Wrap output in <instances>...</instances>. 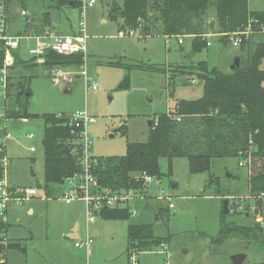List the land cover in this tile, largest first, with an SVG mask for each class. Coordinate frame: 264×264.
I'll list each match as a JSON object with an SVG mask.
<instances>
[{"label": "rangeland", "instance_id": "374dc122", "mask_svg": "<svg viewBox=\"0 0 264 264\" xmlns=\"http://www.w3.org/2000/svg\"><path fill=\"white\" fill-rule=\"evenodd\" d=\"M12 1L15 11L28 9L36 22L49 14L48 26L58 33L72 34L79 29L77 7L59 8L51 0ZM114 1L122 0H98L86 10L88 54L83 64L46 68L30 57L28 48L32 42H27L19 49L26 62L9 72L6 87L9 96L0 84V143L9 160L5 178L14 188L35 187L39 191V195L23 204L10 203L8 227L3 235L5 241L19 240L24 251L7 249L0 259L5 257L16 264H130L129 225L151 223L157 235L169 237L164 246L140 252L138 264H233L231 257L237 253L247 255L243 264H264V248L257 242L248 244L230 238L219 245L214 241L219 237L224 199L229 200L228 222L253 225L261 219L264 225V198L258 207L248 192V177L255 165H261L256 157L215 158L211 170L197 174L190 172L186 157H175L171 166L169 159L163 157L160 160L163 175L156 178L160 181L158 185L151 186L150 197L145 201L133 200L128 205L130 209L135 207L136 213L117 219L97 216L90 225L100 228L101 236L94 238L89 250L86 246L75 247L74 240L66 235V229L78 221L85 239L86 207L80 199L65 201L64 192L70 191L72 182H66L52 197L45 193L43 114L83 113L92 118L86 125L92 139L90 154L125 155L129 141H147L149 122L156 116L175 111L182 99L202 97L203 82L191 73L194 67L205 61L210 67L229 72L235 58L247 53L234 46L230 37L221 42L216 28L207 36L211 45L197 51L191 35L183 36L184 42L179 43L180 36L143 35L139 30L129 34L121 20L109 15ZM247 3L251 11H264V0ZM212 16L213 7L208 11L210 20ZM121 30L126 35H121ZM257 38L261 37L250 36L248 50L254 47ZM58 69H63L70 80L60 75L61 82H56ZM83 69L91 81L85 80ZM93 82L96 89L92 88ZM26 88L31 95H22L17 102L18 93ZM23 105L38 116L6 117L9 109ZM241 161L245 164L241 165ZM169 198L174 207L156 220L158 205L168 208Z\"/></svg>", "mask_w": 264, "mask_h": 264}, {"label": "trees", "instance_id": "16d2710c", "mask_svg": "<svg viewBox=\"0 0 264 264\" xmlns=\"http://www.w3.org/2000/svg\"><path fill=\"white\" fill-rule=\"evenodd\" d=\"M51 1L59 8L81 6L80 0ZM9 3L14 5L12 0ZM212 7L214 16L210 20L208 11ZM109 15L112 19L121 20L128 32L139 30L143 35L194 36V51L209 46L207 36L215 28L221 34V42L228 41L233 33L245 31L251 37L259 35L261 38H257L254 47L248 50L250 36L242 34L240 47L247 53L239 56V65L229 72H223L216 66L210 67L205 61L194 67L191 73L203 82L202 97L182 99L176 104L175 111L156 116L151 121L147 141H129L125 155L95 156L93 172L100 186L111 191L141 190L142 182L136 181L134 175L146 171L161 179L160 160L163 157L169 159L170 166L175 157H186L189 170L194 174L211 170L215 158L256 157L261 165H255L248 177V192L256 206L261 207L264 198L260 197L264 195V11H251L247 0H122L112 3ZM49 23V14H46L43 20L34 23L31 30L42 32L49 27ZM15 54L13 67L26 62L19 50ZM3 62L4 50L0 48V69ZM83 62L82 53L63 55L51 52L39 65L54 68ZM5 90L9 96L10 90ZM22 95L28 97L31 92L28 88L22 89L17 95V102ZM35 116L38 115L31 114L25 105L6 112L7 118ZM43 118L46 122L42 141L45 153L44 190L48 197H52L70 178L83 171L82 152L77 144L83 125L75 126L70 116L65 114L46 113ZM1 123L0 120V130ZM66 147L67 152L64 151ZM5 157L4 145L0 143V177L4 175L2 160ZM169 208L159 204L156 220L161 219ZM99 215L105 219H117L127 218L131 212L129 206H119L105 208ZM227 215L222 209L219 237L214 240L216 243L222 245L230 238H238L248 244L257 242L264 248V225L261 222L241 225L228 222ZM7 227L8 222L0 221V254L11 248L24 251L19 240L5 241L3 233ZM128 237L131 257L134 252L138 255L164 246L169 236L157 235L154 224L138 223L129 225ZM0 264L16 263L0 259Z\"/></svg>", "mask_w": 264, "mask_h": 264}, {"label": "built area", "instance_id": "2783aa9c", "mask_svg": "<svg viewBox=\"0 0 264 264\" xmlns=\"http://www.w3.org/2000/svg\"><path fill=\"white\" fill-rule=\"evenodd\" d=\"M80 1V22L78 31L72 34H61L51 27H47L39 33L33 32L31 27L36 20L28 9L20 8L15 11L13 5L9 3V0H0V48L4 50L3 67L0 69V84L3 89H6L9 72L13 69L15 64V53L24 43L32 42L28 48V52L30 57L39 64H43L46 61L47 55L51 52L63 55L82 53L84 62L87 60L88 34L86 27V10L94 6L98 0ZM16 22H19L21 25V29L18 33L13 32L11 28L12 24ZM120 34L126 35V32L121 31ZM129 34H135V32L130 31ZM242 34H248V31L236 32L230 35V40L234 46H240ZM178 42L183 43V37H179ZM208 45H211L209 40ZM57 71L58 76L54 79L56 82H61L60 75H62L63 79L70 80L66 77L67 73H65L63 69H58ZM81 73L85 76L87 82L91 81V79L87 77L86 69H83ZM92 88H97L94 82ZM70 118L71 123L75 124V126L81 127V125H83V130L80 132L79 140L77 141L82 152L81 161L83 171L68 180L69 183L72 182V188L68 193L64 194V197L67 203L72 202L74 199H80L85 202L87 225L89 226L91 223L95 222L97 216H99L100 212L105 208L128 206L133 200L145 201V199L149 198L151 186L153 183L158 185L160 181L146 171H141L134 175L136 181L142 182L143 188L141 190L123 189L111 191L100 186L93 172V165L96 160L95 156L90 154L92 139L86 131V125L92 118L83 113L74 114L70 116ZM29 137L33 138L34 135L29 134ZM240 164L244 165L245 163L241 161ZM2 166L4 175L0 177V221L7 222V211L10 203L23 204L30 198L39 195V191L35 187L14 188L10 186L5 178V173L9 166L7 157L3 158ZM260 197H264V195L262 194ZM158 198L162 199V196ZM169 206L171 208L174 207V203L170 198ZM130 212L131 214L136 213V208H131ZM260 222H262L261 219ZM93 240V236L88 233L85 239L82 237L77 239L75 241V246L86 245L89 248ZM130 259V264H138V255L136 252L131 255Z\"/></svg>", "mask_w": 264, "mask_h": 264}, {"label": "water", "instance_id": "95a60500", "mask_svg": "<svg viewBox=\"0 0 264 264\" xmlns=\"http://www.w3.org/2000/svg\"><path fill=\"white\" fill-rule=\"evenodd\" d=\"M11 28H12L13 32L18 33L20 31V29H21V25H20L19 22H16V23L12 24ZM239 62H240V58L236 57L235 60H234L233 65H232V68L238 66ZM149 124H151V121L149 122ZM64 151L67 152L68 151V147H66ZM228 203H229V200L228 199H224V201H223L224 209L223 210H224L225 213H228V211H229ZM78 230H79V223H77L75 225V227L72 229V234H70L69 237L72 238V239L77 238L76 236L80 237L79 234L78 235H76V234L74 235V233H77ZM246 258H247V255L245 253H237V254L232 255L231 260H232L233 264H243V262L245 261Z\"/></svg>", "mask_w": 264, "mask_h": 264}, {"label": "crops", "instance_id": "0c3cea01", "mask_svg": "<svg viewBox=\"0 0 264 264\" xmlns=\"http://www.w3.org/2000/svg\"><path fill=\"white\" fill-rule=\"evenodd\" d=\"M66 192H64V194H65ZM9 208V207H8ZM8 212V211H7ZM7 222H9V217H8V214H7ZM77 223H79L78 221L76 222V224ZM94 223V222H93ZM75 224V225H76ZM92 224V223H91ZM75 225H74V227H75ZM74 227H68V229H66V235L69 237V235L70 234H72V229L74 228ZM90 229V230H89ZM85 232H86V237H87V235H88V233H90L92 236H93V238H96V237H100L101 236V230H100V228H98V227H94V228H91V225L90 226H88V225H86V227H85ZM80 235V237H82L81 236V226H80V223H79V230H78V232L77 233H74V235ZM73 235V236H74ZM77 238H75V239H73L74 240V246H75V241L77 240V239H79L80 237H78V236H76ZM85 237V238H86ZM70 238V237H69ZM7 238L5 237V240H6ZM72 239V238H71ZM86 246V245H85ZM75 247H77V246H75ZM78 247H81V246H78ZM87 247V246H86ZM87 249L89 250V248L87 247ZM4 259H5V257H4ZM3 259V260H4Z\"/></svg>", "mask_w": 264, "mask_h": 264}]
</instances>
